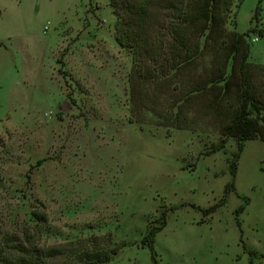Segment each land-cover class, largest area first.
I'll list each match as a JSON object with an SVG mask.
<instances>
[{"label":"rangeland","instance_id":"rangeland-1","mask_svg":"<svg viewBox=\"0 0 264 264\" xmlns=\"http://www.w3.org/2000/svg\"><path fill=\"white\" fill-rule=\"evenodd\" d=\"M259 1L224 18L222 0L211 30L184 27L195 59L165 72L119 43L110 0H0V264H264V110L236 192L204 214L233 180L235 33L264 30ZM245 43L264 104V37ZM155 227L156 260L143 242Z\"/></svg>","mask_w":264,"mask_h":264},{"label":"trees","instance_id":"trees-1","mask_svg":"<svg viewBox=\"0 0 264 264\" xmlns=\"http://www.w3.org/2000/svg\"><path fill=\"white\" fill-rule=\"evenodd\" d=\"M193 5H189L191 0H110L117 16V39L123 46L129 47L133 51L134 62L139 66L144 63H156L161 68L165 67V72L171 69L175 60L182 61L184 58L192 61L195 55L193 50V31L190 36L184 34V27L200 26L204 30L212 28L219 20L227 18L234 4V0H229L224 18L219 14L222 0H192ZM257 8L255 19H260V4ZM189 8V9H188ZM192 8V10H190ZM259 32L264 37V30H258L257 26L251 27L244 33L236 32L235 52L241 51L240 44L244 43L241 53L240 69L242 75L243 98L246 100L238 111L235 121L227 127V134L237 136L239 139L238 153L235 160L230 164L233 180L226 185L225 193L221 202L206 209L204 214L214 213L218 207L225 204L230 193L236 192L235 178L238 171V160L245 149L243 141L256 139L260 133V121L253 119L252 111L260 114L264 110V104L257 99L250 88L246 85L244 67L248 63L251 54V46L245 43V38L252 33ZM203 34L196 31V36ZM173 50V51H172ZM176 50V51H175ZM198 51V49H197ZM175 52V53H173ZM185 54V55H184ZM264 140V139H261ZM226 140L219 146L212 149L218 151L224 148ZM244 205L240 206L241 209ZM166 212L163 213V218ZM160 227L150 229L144 237L143 242L152 251V258L156 260L154 249V237ZM116 253V250L114 251ZM88 257V256H87ZM41 259V260H39ZM88 262H99L98 258L89 255ZM106 259V258H105ZM43 259L37 257L35 260H21L18 264H43Z\"/></svg>","mask_w":264,"mask_h":264}]
</instances>
